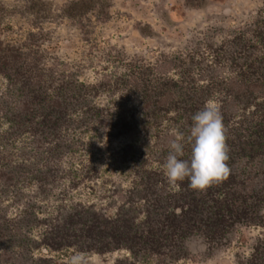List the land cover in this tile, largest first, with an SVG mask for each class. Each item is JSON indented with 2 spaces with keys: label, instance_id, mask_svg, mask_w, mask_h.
<instances>
[{
  "label": "trees",
  "instance_id": "trees-1",
  "mask_svg": "<svg viewBox=\"0 0 264 264\" xmlns=\"http://www.w3.org/2000/svg\"><path fill=\"white\" fill-rule=\"evenodd\" d=\"M25 2L26 10L35 16L31 24L38 28L43 17L39 5L42 8L45 3ZM182 2L198 5L193 0ZM109 3L69 0L60 12L87 38L88 12L93 22L103 23ZM41 40L39 31H28L17 44L0 40V76L16 95L6 120L9 128L13 125L18 133H27L29 154L73 152L82 144L89 145L81 139L89 131L110 139L145 140L152 129L164 168L143 169L140 163L135 171L132 188L145 203L139 222L133 223L134 215L122 210L110 218L72 206V212L57 216L59 221L50 224L49 232L34 246L45 244L56 250L80 242L83 245L77 249L86 252L125 249L132 257L138 252L158 257L164 245L174 246L187 235L200 233L211 246L241 219L245 224H263L259 210L264 203V8L224 42L206 45L211 73L203 69L194 73L190 66H183L182 57L173 54H159L148 62L141 56L115 53L108 55L112 71L83 84L45 54ZM206 54L198 61L205 62ZM185 55L186 62H191L192 55ZM221 60L228 62L227 74L218 67ZM99 93L107 95L105 104L87 101ZM212 99L217 104L213 108L207 106ZM161 122H166L164 129ZM74 129L77 138L72 140L68 135ZM8 153L0 151L1 189L31 172L23 164L11 165ZM56 171L43 161L28 178L36 179L41 189L46 181L54 180ZM95 171L91 163L83 173L91 177ZM163 173L172 181V189H165ZM116 196L132 200L119 192ZM4 226L0 222V243L19 233L12 227L6 237ZM11 253L1 248L0 264L14 260ZM260 262L264 264V258Z\"/></svg>",
  "mask_w": 264,
  "mask_h": 264
},
{
  "label": "rangeland",
  "instance_id": "rangeland-1",
  "mask_svg": "<svg viewBox=\"0 0 264 264\" xmlns=\"http://www.w3.org/2000/svg\"><path fill=\"white\" fill-rule=\"evenodd\" d=\"M25 1L0 0L3 8L0 12V40L17 44L23 41L28 31H39L42 36L40 48L83 84L93 83L102 72L112 71L108 55L115 53L141 56L148 62H153L159 54H173L182 57L183 66H190L192 72L203 69L211 73L213 68H209L207 62L206 45L224 42L236 27L251 20L258 10L264 8V0H193L198 3L196 7L184 5L182 0H110L105 22H93L92 13L88 12L89 32L84 38L70 19L61 15V7L69 0H41L45 3L42 8L41 2H35L43 14L37 22L38 28L31 24L35 16L26 10L28 2ZM185 54L192 55L191 62H186ZM205 54V62L198 61ZM220 64L218 67L227 74L228 62L221 60ZM14 99V89L8 87L0 76V151L11 154V165L20 163L33 172L40 163L48 161L57 171L54 180L46 181L41 189L36 179L28 178L31 172L24 174L27 178L20 177L13 185L0 188V222L5 224L6 237L12 227L19 230L14 237L1 241L0 249H9L14 259L1 264H114L117 260L122 264L261 263L264 258V203L259 210L262 225L245 224L241 219L211 246L200 233L187 235L177 239L174 246L164 245L162 255L158 257L143 252L132 257L125 249L102 254L86 252L77 249L83 245L80 242L56 250L45 244L34 246L42 235L49 232L50 224L59 221L57 216L72 212V206L75 209L84 206L110 218L117 210H122L127 215H134L133 223L139 222L145 203L137 199L132 188L135 171L140 163L143 169H163L159 162L164 158L154 146L156 140L152 129L145 140L124 136L110 139L89 131L81 136L88 146L82 144L79 149L62 154L42 152L30 155L27 133H18L13 125L9 128L6 120ZM87 101L105 104L107 95L99 93ZM216 105L214 99L207 102L208 107ZM160 125L164 129L166 122ZM68 136L72 140L77 138V129ZM139 144L142 148L137 147ZM91 163H95L96 171L91 177H85L84 169ZM162 175L165 189H172V181L167 180L166 173ZM117 192L132 200H119ZM37 219L42 222L39 224Z\"/></svg>",
  "mask_w": 264,
  "mask_h": 264
}]
</instances>
